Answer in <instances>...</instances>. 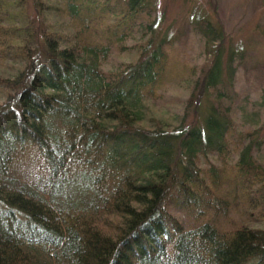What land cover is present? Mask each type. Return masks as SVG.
Here are the masks:
<instances>
[{
	"label": "trees",
	"instance_id": "obj_1",
	"mask_svg": "<svg viewBox=\"0 0 264 264\" xmlns=\"http://www.w3.org/2000/svg\"><path fill=\"white\" fill-rule=\"evenodd\" d=\"M157 6L0 0V264H264L227 31L192 15L211 56L189 66Z\"/></svg>",
	"mask_w": 264,
	"mask_h": 264
},
{
	"label": "rangeland",
	"instance_id": "obj_2",
	"mask_svg": "<svg viewBox=\"0 0 264 264\" xmlns=\"http://www.w3.org/2000/svg\"><path fill=\"white\" fill-rule=\"evenodd\" d=\"M157 3L156 9L163 14L159 28L167 29L171 36L180 34L172 40V57L189 66H198L211 56V46L204 44L191 28L190 21L194 18L191 16L199 13L216 28L225 27L235 68L229 86L233 127L230 138L233 141L237 133L252 130L251 137L256 140L253 157L264 166V82L258 84L261 77L255 71V66L264 71V0H157ZM10 64L0 63L2 75L13 74L14 63L11 67ZM175 95L182 96L177 92Z\"/></svg>",
	"mask_w": 264,
	"mask_h": 264
}]
</instances>
